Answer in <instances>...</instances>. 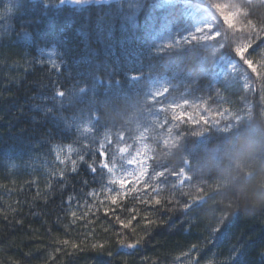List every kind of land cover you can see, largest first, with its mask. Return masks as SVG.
Listing matches in <instances>:
<instances>
[{"label": "trees", "instance_id": "1", "mask_svg": "<svg viewBox=\"0 0 264 264\" xmlns=\"http://www.w3.org/2000/svg\"><path fill=\"white\" fill-rule=\"evenodd\" d=\"M216 2L230 0H0V264H264V79L238 66L242 41L218 22ZM233 9L236 35L264 29V0ZM204 20L227 39L189 42ZM262 54L264 40L248 53ZM164 89L167 103L189 101L192 121L159 126L171 109L150 99ZM105 134L118 161L168 171L150 182L160 205L129 196L133 212L87 196L107 181L88 171ZM70 195L79 208L66 207Z\"/></svg>", "mask_w": 264, "mask_h": 264}, {"label": "snow or ice", "instance_id": "2", "mask_svg": "<svg viewBox=\"0 0 264 264\" xmlns=\"http://www.w3.org/2000/svg\"><path fill=\"white\" fill-rule=\"evenodd\" d=\"M237 2V0H230L229 3H220L216 2L212 4V8L217 15L218 22L223 26L226 27L229 32L233 33L234 39L236 41H242V43H237L236 46L233 47V52L235 54L236 60L238 62V66L242 67L244 71L251 73L252 75H256L260 79H264V54H262L258 60L250 59L249 58V49L253 47L254 43H257L261 40H264V29L257 31L255 36L252 37H244L243 35H236L237 33H242L244 30V26L239 23L240 21V14L238 10L233 9V5ZM214 25H206L201 29H197L196 34L193 36L188 37L189 42H199V41H211V40H220L221 37L226 40L227 36L223 32L214 31ZM250 79L249 76H245V80L247 81ZM62 95V93H60ZM168 95V89H164L160 93L155 94V99H150L151 104H155L159 102L161 107L158 109V112L165 113V116L168 113V110L171 109V121L165 119L163 122L157 121L161 128H166L169 124L173 121L177 124L180 123H188L192 121L194 118L191 114H188L186 111V107L189 106V101L187 99H183V104L173 101L171 103H167L163 100V97ZM177 109H182L181 113L177 114ZM227 109L225 113H227ZM220 115V113H217ZM208 123L207 120L204 121ZM85 131L89 129L85 127ZM169 134L171 133L172 128H167ZM147 136V132H141L139 134L140 139H144ZM118 141H124L123 133L118 134ZM112 141L108 139L107 134H105L104 139L100 141L99 144V151H98V159L96 158V153L93 154L94 159L91 163L88 164V171L89 173L95 178L100 176L103 180L105 176H107L106 183H102L99 189V192L96 189H92L87 192L88 197H95L98 195H103L107 197L108 201H110L111 205H119V207L123 208L125 211H135L134 209L128 208L127 204L123 201L130 198L135 200H140L142 203L145 204H152L155 203L156 205L161 204V199L159 198V185L150 183L151 181H158L161 177L165 179L169 176L167 170H153V172L149 175L148 172V165L144 162L143 159L137 160L136 157L131 159H126V161H118L116 158V153H109L106 148V144H111ZM69 150L71 147L69 146ZM126 151L125 148L121 147L118 148L119 153H124ZM139 155V154H138ZM79 159L81 161L84 160L83 156H80ZM57 160L59 164H64L65 161L60 159L57 156ZM131 166L134 162L139 163V169L135 172H127L124 168V163ZM119 164V168H118ZM72 171L74 173H78V169L76 167V160H72ZM119 172V174H117ZM148 179H145V177ZM170 176L174 178V184L176 187H181L184 181L187 179L185 175V169L181 168L178 172L172 171ZM59 179L63 181L65 179L64 174H61ZM163 183L162 180H160ZM84 185L87 186L88 181H83ZM140 186L144 189L143 193L140 192ZM151 187L152 192L155 195H149L148 188ZM76 203V207H80L79 200L75 196H69L66 201V207L71 210L73 203ZM90 203V201H89ZM194 203L190 201L189 203H185L183 205L184 210L187 211L188 209L192 208ZM87 208V204L84 205ZM71 215L73 218L76 217V212L71 211ZM105 215H108V211H105ZM134 218V217H133ZM117 221L121 224V227H128V224L131 223V220L125 222L120 216H116ZM68 244V241L64 242ZM136 243H128L126 245L129 249L136 248ZM124 247L125 245H121ZM73 248H76V245H72Z\"/></svg>", "mask_w": 264, "mask_h": 264}, {"label": "rangeland", "instance_id": "3", "mask_svg": "<svg viewBox=\"0 0 264 264\" xmlns=\"http://www.w3.org/2000/svg\"><path fill=\"white\" fill-rule=\"evenodd\" d=\"M111 0H62V4H68V5H75V6H81L84 4L89 3H100V2H108ZM210 22L208 21H202L198 24V29L203 28L206 25H209ZM232 64L230 63H223L220 65V72L223 77H226L230 72H232Z\"/></svg>", "mask_w": 264, "mask_h": 264}]
</instances>
